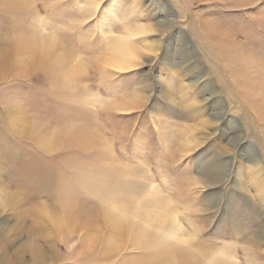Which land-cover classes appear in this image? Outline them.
<instances>
[{"label":"rangeland","instance_id":"374dc122","mask_svg":"<svg viewBox=\"0 0 264 264\" xmlns=\"http://www.w3.org/2000/svg\"><path fill=\"white\" fill-rule=\"evenodd\" d=\"M33 8L0 9V57L20 40L50 50L0 70V244L12 262L264 264V0ZM153 184L178 241L154 221ZM118 193L147 237L113 235ZM69 209L91 227L67 225ZM36 239L52 245L48 260L18 263L15 248Z\"/></svg>","mask_w":264,"mask_h":264},{"label":"bare ground","instance_id":"6f19581e","mask_svg":"<svg viewBox=\"0 0 264 264\" xmlns=\"http://www.w3.org/2000/svg\"><path fill=\"white\" fill-rule=\"evenodd\" d=\"M21 7L24 8V10L34 9L33 8V0H0V9L6 10L7 8H10L11 10H14L13 8L20 9ZM6 52H4V56L0 57V70L2 68H10L13 63L18 64L19 61L16 59L18 57H21L22 55L28 56V59L25 60L23 63L25 66H30L32 64H36L38 61L37 59L39 58V55L41 53H45L50 51L47 49V47H36L35 43L30 41L29 43L26 42L25 40H20V41H15L11 47H9ZM117 57H120V59L116 60L111 64V66L115 68H125L128 66V64H125L126 61L123 59L127 53H125L124 50H118L117 51ZM14 64V66H15ZM2 77L0 74V82H2ZM152 189H154L153 195H151V201L152 204L156 210L157 213V219L154 218V221H157L159 223V217L162 218V223L163 224H169V230L168 235L172 239H177L178 241V235L181 233V227L180 225H175L176 220H177V213L175 210L172 208L170 201L163 197L161 193L159 192L158 188L153 184L151 185ZM121 194L118 193L117 196H114V200H110V211L113 212V216L111 217L112 220L114 221V233L117 238H122L124 235L129 234V231L133 228L135 229V235L136 236H143L147 237V232L146 230L138 227H135L134 223H131L128 221L129 217V205L126 204L124 201L119 200ZM109 216V215H108ZM141 216V217H140ZM139 218H142L148 222L150 219L147 217V215L142 214L140 215ZM63 217H66V222L67 225L71 226L75 222L79 221L81 224L82 228H90L91 227V222L92 219L86 218V214L82 212L81 209H69L65 210V215ZM81 219V220H80ZM178 223V222H177ZM179 226V227H177ZM39 231V230H38ZM37 232V231H35ZM90 233V232H89ZM36 234V233H34ZM39 234V233H37ZM41 235V232H40ZM44 236V233H43ZM36 238L38 237L35 236ZM88 238L91 239V233L88 235ZM43 240L36 239L30 241V244H25L23 247H17L15 248L16 250L14 251V258L17 260V262H24V258L26 253H30L32 261L36 262H41L45 263L48 258L49 254L48 251L45 249V246H49V251L51 252L52 245L48 242H44L45 244L42 245ZM8 244V243H7ZM5 242H3V245L0 244V248H4L2 255L0 254V264H14L12 260L9 258L8 251L5 248V245H7ZM112 251L111 247H108L107 249V254H109ZM1 252V251H0ZM226 259H234V256L231 252H224L222 254ZM18 262V263H19ZM20 264V263H19ZM219 264H225L223 261H220Z\"/></svg>","mask_w":264,"mask_h":264}]
</instances>
